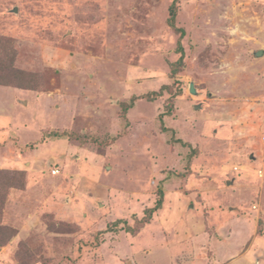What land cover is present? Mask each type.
<instances>
[{"label": "rangeland", "instance_id": "obj_1", "mask_svg": "<svg viewBox=\"0 0 264 264\" xmlns=\"http://www.w3.org/2000/svg\"><path fill=\"white\" fill-rule=\"evenodd\" d=\"M171 1L0 0V264H264V0Z\"/></svg>", "mask_w": 264, "mask_h": 264}, {"label": "trees", "instance_id": "obj_2", "mask_svg": "<svg viewBox=\"0 0 264 264\" xmlns=\"http://www.w3.org/2000/svg\"><path fill=\"white\" fill-rule=\"evenodd\" d=\"M179 0H172L171 1V4H170V7H169V16H168V19H167V22H168V25L173 28L175 31L179 32V41L177 43V50L179 52V57H178V60L176 61L175 64H179V63H182V60L184 58V49L180 43V39L183 38L185 32L182 28H179L176 26L175 24V20H176V17H177V3H178ZM178 69V66L175 65V67L172 68V73H176ZM167 85H162L159 90H154V91H151L141 97H149V98H155V97H158L160 95H162V93L164 92L165 89H167ZM138 97L137 96H133L131 97V101L130 103H126L124 102L123 103V106H122V110L123 111H126V109L128 108V106H130V104H132L134 102L135 99H137ZM161 205V202L158 201L156 202V205L154 207H152L150 210L151 211H155L157 208H159Z\"/></svg>", "mask_w": 264, "mask_h": 264}, {"label": "water", "instance_id": "obj_3", "mask_svg": "<svg viewBox=\"0 0 264 264\" xmlns=\"http://www.w3.org/2000/svg\"><path fill=\"white\" fill-rule=\"evenodd\" d=\"M255 55L258 56V55H263V50L260 49L258 51L255 52ZM189 91L190 93L192 94H196V90H195V87H194V84L193 83H190L189 85Z\"/></svg>", "mask_w": 264, "mask_h": 264}, {"label": "built area", "instance_id": "obj_4", "mask_svg": "<svg viewBox=\"0 0 264 264\" xmlns=\"http://www.w3.org/2000/svg\"><path fill=\"white\" fill-rule=\"evenodd\" d=\"M52 174H57L58 173V170L57 169H52L51 171ZM262 172L261 170L258 171V175L261 176Z\"/></svg>", "mask_w": 264, "mask_h": 264}]
</instances>
